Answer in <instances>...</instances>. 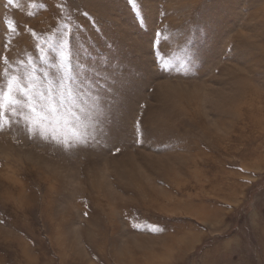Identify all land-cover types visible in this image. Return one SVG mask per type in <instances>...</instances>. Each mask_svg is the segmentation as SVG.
Here are the masks:
<instances>
[{
	"label": "rangeland",
	"instance_id": "374dc122",
	"mask_svg": "<svg viewBox=\"0 0 264 264\" xmlns=\"http://www.w3.org/2000/svg\"><path fill=\"white\" fill-rule=\"evenodd\" d=\"M62 32L103 133L7 113L0 264H264V0H0V77H55Z\"/></svg>",
	"mask_w": 264,
	"mask_h": 264
},
{
	"label": "snow or ice",
	"instance_id": "6c2138e0",
	"mask_svg": "<svg viewBox=\"0 0 264 264\" xmlns=\"http://www.w3.org/2000/svg\"><path fill=\"white\" fill-rule=\"evenodd\" d=\"M61 28L65 32H70L67 25H61ZM76 28L78 29L79 25ZM63 36L64 32L61 33L59 41L60 63L56 65L57 75L55 77L44 71V80L41 81L31 64L22 66L21 71L14 75H9L6 70L3 72L0 77L5 80L4 84H0V131L10 125L5 117L7 113H11L13 117H20L24 120L29 138L39 136L44 141H51L66 148L88 143L91 135L90 128L103 133L104 112L101 97L91 91L94 72L86 63L78 59L76 70L73 71L71 63L73 57L83 53H78L73 49L63 39ZM168 40V35H162L160 31L155 33L154 43L157 45ZM156 58L162 61L164 56L157 52ZM189 62H191L190 59ZM4 64L5 66L8 64L6 58ZM170 64L171 61L169 64L159 63L158 67L166 71ZM44 127L52 128L53 133L57 129H66L70 135L62 133L60 138H57L52 133L45 134ZM137 130L139 131L138 125ZM132 227L140 228L141 226L133 224ZM148 230L158 233L162 232L163 228L149 226Z\"/></svg>",
	"mask_w": 264,
	"mask_h": 264
}]
</instances>
